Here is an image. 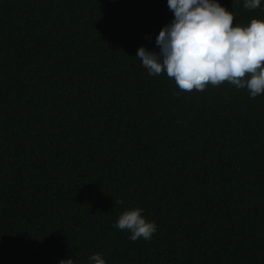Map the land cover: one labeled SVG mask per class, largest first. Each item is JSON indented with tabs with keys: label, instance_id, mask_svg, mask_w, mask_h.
<instances>
[{
	"label": "trees",
	"instance_id": "1",
	"mask_svg": "<svg viewBox=\"0 0 264 264\" xmlns=\"http://www.w3.org/2000/svg\"><path fill=\"white\" fill-rule=\"evenodd\" d=\"M218 2L264 20V0ZM173 18L167 0H0V264H264V94L150 76L137 50ZM134 208L149 241L113 228Z\"/></svg>",
	"mask_w": 264,
	"mask_h": 264
},
{
	"label": "clouds",
	"instance_id": "2",
	"mask_svg": "<svg viewBox=\"0 0 264 264\" xmlns=\"http://www.w3.org/2000/svg\"><path fill=\"white\" fill-rule=\"evenodd\" d=\"M167 5L174 18L156 36L159 51L143 46L137 50L136 59L150 76L166 75L188 93L228 83L237 90L246 89L253 99L264 94V20L234 24L233 12L218 0H167ZM260 6L261 0L243 3L247 10ZM122 203L115 200V205ZM142 213L141 208L125 210L113 228L129 232L132 242L151 240L157 225ZM89 262L106 264L100 253L91 255ZM59 264L76 262L69 258Z\"/></svg>",
	"mask_w": 264,
	"mask_h": 264
}]
</instances>
